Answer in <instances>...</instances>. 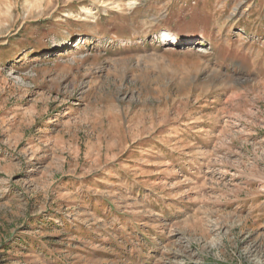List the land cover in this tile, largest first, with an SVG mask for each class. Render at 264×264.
Segmentation results:
<instances>
[{"label": "rangeland", "instance_id": "obj_1", "mask_svg": "<svg viewBox=\"0 0 264 264\" xmlns=\"http://www.w3.org/2000/svg\"><path fill=\"white\" fill-rule=\"evenodd\" d=\"M0 264H264V0H0Z\"/></svg>", "mask_w": 264, "mask_h": 264}, {"label": "bare ground", "instance_id": "obj_2", "mask_svg": "<svg viewBox=\"0 0 264 264\" xmlns=\"http://www.w3.org/2000/svg\"><path fill=\"white\" fill-rule=\"evenodd\" d=\"M54 43H55L54 45H56V44L58 45L60 42H59V43H57V41H55Z\"/></svg>", "mask_w": 264, "mask_h": 264}]
</instances>
